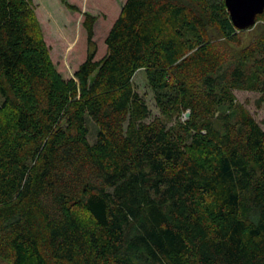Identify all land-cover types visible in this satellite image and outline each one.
Wrapping results in <instances>:
<instances>
[{
    "label": "trees",
    "instance_id": "trees-1",
    "mask_svg": "<svg viewBox=\"0 0 264 264\" xmlns=\"http://www.w3.org/2000/svg\"><path fill=\"white\" fill-rule=\"evenodd\" d=\"M93 24L63 79L31 0H0V260L264 264V131L232 94L264 102V29L227 56L207 36L241 46L224 0H126L95 61Z\"/></svg>",
    "mask_w": 264,
    "mask_h": 264
},
{
    "label": "rangeland",
    "instance_id": "rangeland-1",
    "mask_svg": "<svg viewBox=\"0 0 264 264\" xmlns=\"http://www.w3.org/2000/svg\"><path fill=\"white\" fill-rule=\"evenodd\" d=\"M126 0H66L73 9L66 8L61 0H31L34 13L41 27L43 39L49 48L51 62L63 79L72 78L78 67L87 56L86 30L83 26L85 15L93 18V42L95 43L94 60H100L106 53L104 39L114 20L121 12ZM264 29L263 21H257L254 26L238 32L241 46L237 47L226 43L217 28L208 30V41L212 48L224 54L231 55L247 46ZM132 84L136 92L145 101L151 121L160 116L155 105L153 94L149 89L144 70H137L133 76ZM235 103L259 124L264 131V102L259 100V93L247 89H234L232 91ZM188 114V116H187ZM190 118V111L183 112L179 117L164 119L167 126L171 127L179 119L185 122ZM89 130L88 141L94 143L97 126L86 117ZM0 264L3 263L0 260Z\"/></svg>",
    "mask_w": 264,
    "mask_h": 264
},
{
    "label": "water",
    "instance_id": "water-1",
    "mask_svg": "<svg viewBox=\"0 0 264 264\" xmlns=\"http://www.w3.org/2000/svg\"><path fill=\"white\" fill-rule=\"evenodd\" d=\"M224 4L232 25L238 30L254 26L256 16L264 11V0H224Z\"/></svg>",
    "mask_w": 264,
    "mask_h": 264
},
{
    "label": "crops",
    "instance_id": "crops-1",
    "mask_svg": "<svg viewBox=\"0 0 264 264\" xmlns=\"http://www.w3.org/2000/svg\"><path fill=\"white\" fill-rule=\"evenodd\" d=\"M117 17H118V16H117ZM115 20H116V19H115ZM115 20H114V21H115ZM113 23H114V22H113ZM111 26H112V25H111Z\"/></svg>",
    "mask_w": 264,
    "mask_h": 264
}]
</instances>
